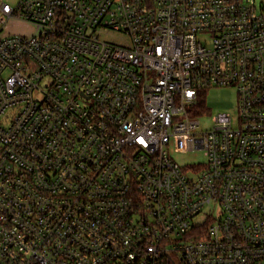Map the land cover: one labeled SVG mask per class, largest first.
Masks as SVG:
<instances>
[{
	"label": "built area",
	"instance_id": "2783aa9c",
	"mask_svg": "<svg viewBox=\"0 0 264 264\" xmlns=\"http://www.w3.org/2000/svg\"><path fill=\"white\" fill-rule=\"evenodd\" d=\"M0 14V264H264V5L19 0ZM11 21L32 33H3ZM223 86L236 125L221 113L204 131L196 103ZM176 135L206 164L181 167Z\"/></svg>",
	"mask_w": 264,
	"mask_h": 264
},
{
	"label": "rangeland",
	"instance_id": "374dc122",
	"mask_svg": "<svg viewBox=\"0 0 264 264\" xmlns=\"http://www.w3.org/2000/svg\"><path fill=\"white\" fill-rule=\"evenodd\" d=\"M4 1L11 5H16L19 0H0V3ZM253 1V0H252ZM256 4L260 7L264 5V0H255ZM1 18V14H0ZM1 28V27H0ZM3 33H18V34H30L32 33V27L23 22L11 21L5 28ZM109 40H115L116 42H127V39L118 33H109L104 35ZM206 112L199 116V121L202 130L209 129L215 117L218 114L226 113L233 117L234 124L239 115V99L238 91L234 86L212 87L207 89L205 96ZM188 136L176 135L171 138L168 145V151L170 156L183 168H189L191 166L202 167L206 164L207 159L202 150H189L187 142ZM204 211H207L204 210ZM204 215L201 214L195 219V222L201 223L204 221Z\"/></svg>",
	"mask_w": 264,
	"mask_h": 264
},
{
	"label": "trees",
	"instance_id": "16d2710c",
	"mask_svg": "<svg viewBox=\"0 0 264 264\" xmlns=\"http://www.w3.org/2000/svg\"><path fill=\"white\" fill-rule=\"evenodd\" d=\"M205 96H206V90H204L201 93V96L199 97L197 103H196V111L195 114L201 113L202 111H206V103H205Z\"/></svg>",
	"mask_w": 264,
	"mask_h": 264
}]
</instances>
